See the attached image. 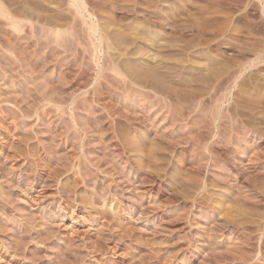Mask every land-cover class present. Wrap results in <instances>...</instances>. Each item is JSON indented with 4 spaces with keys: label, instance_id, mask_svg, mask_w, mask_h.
Returning <instances> with one entry per match:
<instances>
[{
    "label": "rangeland",
    "instance_id": "rangeland-1",
    "mask_svg": "<svg viewBox=\"0 0 264 264\" xmlns=\"http://www.w3.org/2000/svg\"><path fill=\"white\" fill-rule=\"evenodd\" d=\"M18 1L4 0L15 15L33 8L32 14L37 10L70 26L67 37L55 39L48 28L42 34L40 25L33 32L29 24L22 29L0 24V264H264L263 0H87L93 1L88 10L95 8L88 21L100 23L104 36L113 38L104 40L103 53L99 34L92 37L69 0L51 9L42 0ZM136 27L162 46L148 42L149 34L136 42L123 36ZM152 55L160 63L141 61ZM111 61L121 63L125 73L112 71ZM200 64L202 70L196 68ZM238 71L246 72L240 77ZM234 76L240 79L236 84ZM159 82L183 86L179 90L192 98L161 95L152 87ZM256 86L261 95L253 94ZM241 111L262 120L259 131L246 128L249 116L241 119Z\"/></svg>",
    "mask_w": 264,
    "mask_h": 264
},
{
    "label": "bare ground",
    "instance_id": "bare-ground-1",
    "mask_svg": "<svg viewBox=\"0 0 264 264\" xmlns=\"http://www.w3.org/2000/svg\"><path fill=\"white\" fill-rule=\"evenodd\" d=\"M16 1H18V0H16ZM21 1H23V0H21ZM29 1H30V0H29ZM42 1H45V3L48 4V5H45V6H48V8H49L50 6H57V7L59 8L60 6H63V3H64L63 0H61V1H57V0H42ZM114 1H115V0H114ZM137 1H138V0H137ZM143 1H144V0H143ZM147 1H148V0H147ZM147 1H145V2H147ZM158 1H159V0H158ZM162 1H163V0H162ZM180 1H181V0H180ZM182 1H183V0H182ZM197 1H198V0H197ZM219 1H222V0H219ZM261 1H262V0H261ZM5 2H6V1H5ZM5 2H4V0H0V21H1L0 24L3 25V23H5L6 25H8V26H10V27H12V28L14 27V28H16V29H22V28H24L25 26H27V24H29L30 27H29V26H28V27H29L30 30H32V31H33V30L35 31V30L37 29V28H36V25H37V27L40 25V26L43 27V28H41V31H42L43 29L45 30V28H48V29H46V30H47V33H46V30H45L44 33H42V34H45V33H46L47 35H48V34H49V35H53V36H51V37H54V36L56 35V36H55V39H56V37H58V38H59V37H60V38L63 37L62 35H64V34H65L66 37H67V31H68V29H67L66 26H67V25L70 26V23H67V22H66V25H64V23L62 22L61 24H63V25H59V21H60V20L55 22V19H54V21H53V19H51L50 16H48V17H49V18H48V17H46V16L40 15V14H42V13L38 14V13H37V10H34V11H33L34 13L36 12V14H32V10H33V8L31 7V8H32V9L30 10L31 12L27 9V8H29L30 6H28L27 8L25 7V8L28 10L29 13H27V11H26L25 13H22L21 11H19L20 15H18V13L15 15V14H14L15 11L12 13V11H11L12 8L9 9V8H10V6H8L9 4L6 6ZM23 2H24V1H23ZM38 2H39V1H38ZM62 2H63V3H62ZM68 2H69V4H68ZM68 2H67L68 6L70 5L69 8H72V7H73V8L75 9V13H76V15H74V16H77V15L79 14V15L82 17V18H81V17H80V18L83 19L85 25H86V26H89V27H87V29L89 28V31H88V30H87V31L92 35V37H93V35H94V36H98V34H99V36H98V37H99V53H101V52L103 53L104 51H103V49H102V47H103L102 44H104V43H103L104 40H106V41L108 40V37H107V36H109V35L104 36V34H105V30L103 29L104 26L102 27L100 23H98V24L95 23V24H94V21H92L91 23L88 21V19H90V21H91V17H92V14H93V13L91 14V12H93L94 9H95V8L92 9L91 12L88 10V9H89V6H88V5L91 4L93 1H91V2L89 1V2H90V3H89L87 0H71V1L69 0ZM96 2H97V1H96ZM99 2H101V1H99ZM145 2H144V3H145ZM150 2H151V1H150ZM153 2H154V1H153ZM210 2H211V1H210ZM216 2H217V1H216ZM222 2H223V1H222ZM263 2H264V0H263ZM7 3H9V2H7ZM18 3H20V0L18 1ZM25 3H27V2H25ZM31 3H32V2H31ZM34 3H35V2H34ZM36 3H37V2H36ZM88 3H89V4H88ZM103 3H104V2H103ZM144 3H143V4H144ZM147 3H148V2H147ZM151 3H152V2H151ZM156 3H158V2H156ZM160 3H161V2H160ZM211 3H212V2H211ZM220 3H221V2H220ZM27 4H28V3H27ZM39 4H40V3H39ZM64 4H65V3H64ZM67 4H65V5H67ZM105 4H106V3H105ZM105 4H104V5H105ZM133 4H134V3H133ZM139 4H140V3H139ZM215 4H216V3H215ZM218 4H219V3H218ZM218 4H217V5H218ZM222 4H223V3H222ZM224 4H225V3H224ZM230 4H231V3H230ZM230 4H229V5H230ZM11 5H12V4H11ZM21 5H22V3H21ZM28 5H29V4H28ZM30 5H31V4H30ZM33 5H35V4H33ZM65 5H64V6H65ZM92 5L94 6V5H97V4H96V3H95V4L93 3ZM100 5H101V4H100ZM108 5H109V4H108ZM108 5H107V6H108ZM130 5H131V4H130ZM152 5H153V4H152ZM154 5H156V4H154ZM227 5H228V3H227ZM18 6H19V5H18ZM25 6H26V5H25ZM41 6H42V5H41ZM101 6H102V5H101ZM107 6H106V8H107ZM111 6H114V5H111ZM122 6H123V5H122ZM157 6H158V5H157ZM186 6H187V4H186ZM22 7H23V6H22ZM87 7H88V8H87ZM96 7H97V6H96ZM102 7H103V6H102ZM124 7H125V6H124ZM132 7H133V6H132ZM132 7H131V8H132ZM139 7H140V6H139ZM149 7H150V6H149ZM153 7H154V6H153ZM60 8H61V7H60ZM73 8H72V9H73ZM120 8H121V7H120ZM133 8H134V7H133ZM142 8H143V7H142ZM146 8H147V7H146ZM185 8H186V7H185ZM244 8H245V7H244ZM34 9H35V8H34ZM36 9H37V8H36ZM43 9H44V8H43ZM50 9H51V7H50ZM65 9H66V8H65ZM112 9H114V8H112ZM112 9H111V10H112ZM121 9H123V7H122ZM127 9H128V8H127ZM137 9H139V8H137ZM147 9H149V8H147ZM154 9H155V8H154ZM204 9H205V8H204ZM252 9H253V7H252ZM252 9H251V10H252ZM262 9H263V8H262ZM12 10H13V9H12ZM15 10H16V9H15ZM18 10H20V8H19ZM48 10H49V9H48ZM52 10H53V9H52ZM128 10H130V9H128ZM140 10H141V9H140ZM179 10H180V9H179ZM187 10H188V9H187ZM187 10H186V11H187ZM212 10H213V9L211 8V11H212ZM243 10H244V9H243ZM247 10H248V9H247ZM22 11H23V10H22ZM40 11H41V10H40ZM63 11H64V9H63ZM65 11H66V10H65ZM67 11H68V10H67ZM67 11H66V12H67ZM69 11H70V10H69ZM95 11H96V10H95ZM100 11H101V10H100ZM104 11H105V10H104ZM117 11H118V10H117ZM124 11H125V10H124ZM134 11H135V10H134ZM147 11H148V10H147ZM152 11H154V10H152ZM167 11H168V10H167ZM238 11H239V10H238ZM240 11H241V9H240ZM256 11H258V9H256ZM51 12H52V11H51ZM60 12H61V11H60ZM71 12H72V11H71ZM136 12H137V11H136ZM136 12H135V13H136ZM150 12H151V11H150ZM155 12H156V11H155ZM159 12H160V11H159ZM178 12H179V11H178ZM178 12H177V14H178ZM181 12H182V11H181ZM181 12H180V13H181ZM201 12H202V11H201ZM208 12H209V10L207 11V13H208ZM251 12H252V11H251ZM15 13H16V12H15ZM21 13H22V14H21ZM45 13H46V12H45ZM61 13H63V12H61ZM64 13H65V12H64ZM75 13H74V14H75ZM170 13H171V12H170ZM172 13H173V12H172ZM180 13H179V14H180ZM199 13H200V12H199ZM207 13H206V14H207ZM212 13H213V12H212ZM233 13H234V12H233ZM252 13H253V12H252ZM28 14H32V15H28ZM43 14H44V13H43ZM50 14H51V13H50ZM58 14H59V13H58ZM71 14H72V13H71ZM96 14H97V12H96ZM96 14H95V15H96ZM131 14H132V13H131ZM144 14H145V13H144ZM152 14H153V13H152ZM161 14H163V13H161ZM202 14H203V13H202ZM204 14H205V12H204ZM206 14H205V15H206ZM215 14H216V13H215ZM257 14H258V13H257ZM45 15H46V14H45ZM48 15H49V14H48ZM65 15H66V14H65ZM132 15H133V14H132ZM137 15H138V14H137ZM137 15H136V16H137ZM141 15H142V14H141ZM150 15H151V14H150ZM156 15H157V14H156ZM156 15H155V16H156ZM163 15H164V14H163ZM169 15H170V14H169ZM199 15H200V14H199ZM212 15H213V14H212ZM233 15H234V14H233ZM246 15H247V14H246ZM250 15H251V13H250ZM67 16H68V14H67ZM87 16H88V18H87ZM93 16H94V14H93ZM117 16H118V15H117ZM123 16H125V15H123ZM142 16H143V15H142ZM164 16H165V15H164ZM172 16H173V14H172L171 16H169V19H170V17H172ZM176 16H178V15H176ZM181 16H183V15H181ZM201 16H202V15H201ZM206 16H207V15H206ZM220 16H221V14H220ZM238 16H239V15H238ZM241 16H242V15H241ZM244 16H245V14H244ZM51 17H52V16H51ZM166 17H167V16H166ZM187 17H188V16H187ZM208 17H209V14H208ZM56 18H57V17H56ZM64 18H65V17H64ZM64 18H62V19H64ZM72 18H73V17H72ZM78 18H79V16H78ZM92 18H93V17H92ZM127 18H128V16H127ZM184 18H185V16H184ZM201 18H202V17H201ZM209 18H210V17H209ZM216 18H217V17H216ZM222 18H223V17H222ZM261 18H262V17H261ZM60 19H61V18H60ZM67 19H68V18H67ZM67 19H65V20H67ZM75 19H76V18H75ZM81 19H80V20H81ZM97 19H98V18H97ZM100 19H101V18H100ZM142 19H143V18H142ZM148 19H149V18H148ZM187 19H188V18H187ZM198 19H200V18H198ZM203 19H205V17H204ZM212 19H213V18H212ZM258 19H259V18H258ZM56 20H58V19H56ZM145 20H146V19H145ZM150 20H151V19H150ZM152 20H153V19H152ZM152 20H151V21H152ZM170 20H171V19H170ZM176 20H177V19H176ZM179 20H180V17H179ZM179 20H178V21H179ZM206 20H207V19H206ZM208 20H209V19H208ZM210 20H211V19H210ZM220 20H222V19H220ZM2 21H3V23H2ZM81 21H82V20H81ZM100 21H101V20H100ZM133 21H134V20H133ZM135 21H136V20H135ZM141 21H142V20H141ZM155 21H156V20H155ZM161 21H162V20H161ZM167 21H168V20H167ZM172 21H173V19H172ZM184 21H185V20H184ZM188 21H189V20H188ZM190 21H191V20H190ZM253 21H254V20H253ZM262 21H263V20H262ZM70 22H71V21H70ZM113 22H114V21H113ZM113 22H112V23H113ZM115 22H116V21H115ZM117 22H118V21H117ZM143 22H144V21H143ZM211 22H213V21H211ZM216 22H217V21H216ZM80 23H81V22H80ZM82 23H83V22H82ZM84 23H83V24H84ZM101 23H102V22H101ZM137 23H139V22H137ZM155 23H156V22H155ZM160 23H162V22H160ZM165 23H166V22H165ZM174 23H175V22H174ZM177 23H178V22H177ZM187 23H188V22H187ZM187 23H185V24H187ZM189 23H190V22H189ZM196 23H197V22H196ZM199 23H200V22H199ZM199 23H197V24H199ZM202 23H203V21H202ZM207 23H208V22H207ZM5 24H4V25H5ZM74 24H75V22H74ZM115 24H116V23H115ZM129 24H130V23H129ZM129 24H128V25H129ZM132 24H133V23H132ZM139 24H140V23H139ZM148 24H149V23H148ZM169 24H170V23H169ZM169 24H168V25H169ZM191 24H192V23H191ZM208 24H209V23H208ZM213 24H215V23H213ZM6 25H5V26H6ZM23 25H25V26H23ZM77 25H78V24H77ZM144 25H145V24H144ZM155 25H156V24H155ZM155 25H154V26H155ZM173 25H175V24H173ZM183 25H184V24H183ZM201 25H202V24H200V26H201ZM22 26H23V27H22ZM80 26H81V25H80ZM108 26H109V25H108ZM134 26H135V25H134ZM134 26H133V27H134ZM196 26H197V25H196ZM216 26H217V25H216ZM258 26H259V25H258ZM76 27H77V26H76ZM140 27H141V26H140ZM177 27H179V26H177ZM181 27H182V26H181ZM189 27H191V26H189ZM192 27H193V25H192ZM198 27H199V25H198ZM198 27H197V28H198ZM201 27H203V28H204V27L208 28L207 26H201ZM213 27H214V26H213ZM249 27H250V26H249ZM249 27H248V29H249ZM1 28H3V27H1ZM14 28H13V29H14ZM54 28H55V31H52V29L54 30ZM80 28H81V27H80ZM125 28H127V27H125ZM151 28H152V27H151ZM182 28H183V27H182ZM194 28H195V27H194ZM203 28H200V29L203 30ZM255 28H256V27H255ZM16 29H15V30H16ZM26 29H28V28H26ZM65 29H67V30H65ZM69 29H74V28H72V27L70 28V27H69ZM77 29H79V28H77ZM84 29H85V28H84ZM119 29H120V28H119ZM127 29H128V28H127ZM132 29H133V30H132ZM132 29H130L129 31H126V33H127V32H129V33H128V34H125V35H123V36H126V37H127V36H133V37L126 38V39H129V40H130V39L132 38V40H134V41H135V40H136V41H137V40H141V39L144 40V37H145L146 35L149 34V32H148L147 34H145L146 32H144V31L141 32V30H139L137 27H136V28H132ZM144 29H146V28H144ZM152 29H153V28H152ZM170 29H171V28H170ZM172 29H173V28H172ZM177 29H178V28H177ZM179 29H180V28H179ZM184 29H185V28H184ZM188 29H189V28H188ZM190 29H191V28H190ZM209 29H210V28H209ZM230 29H231V28H230ZM248 29H247V30H248ZM2 30H3V29H2ZM5 30H6V29H5ZM30 30H29V31H30ZM39 30H40V29H39ZM39 30H38V32H39ZM114 30H115V29H114ZM114 30H113V31H114ZM149 30H150V29H149ZM192 30H193V29H192ZM195 30H196V29H195ZM197 30H198V29H197ZM202 30H201V31H202ZM214 30H218V28H217V29H214ZM231 30H232V29H231ZM252 30H253V29H252ZM254 30H255V29H254ZM3 31H4V30H3ZM22 31H24V29H23ZM22 31H21V32H22ZM34 31H33V32H34ZM50 31H52V32H50ZM70 31L72 32V30H70ZM77 31H78V30H77ZM118 31H120V30H118ZM145 31H146V30H145ZM150 31H152V30H150ZM153 31H154V30H153ZM153 31H152V32H153ZM172 31H173V30H172ZM175 31H176V30H175ZM205 31H206V30H205ZM238 31H239V30H238ZM238 31H237V32H238ZM241 31H242V30H241ZM241 31H240V32H241ZM243 31H244V30H243ZM243 31H242V32H243ZM263 31H264V30H263ZM0 32H1V31H0ZM7 32H8V31H7ZM15 32H16V34L18 33V31H15ZM35 32H36V31H35ZM42 32H43V31H42ZM71 32H69V33H71ZM78 32H79V31H78ZM80 32H81V31H80ZM85 32H86V30H85ZM109 32H110V31H109ZM109 32H106V33H109ZM130 32H131V33H130ZM181 32H182V31H181ZM181 32H180L179 34H181ZM195 32H196V31H195ZM202 32H203V31H202ZM202 32H201V33H202ZM207 32L209 33V31H207ZM207 32H204V33L207 34ZM215 32H217V31H215ZM218 32H219V31H218ZM225 32H226V31H225ZM234 32H235V31H234ZM246 32H247V31H246ZM253 32H254V31H253ZM256 32H257V30H256ZM256 32H255V33H256ZM5 33H6V32H5ZM31 33H32V32H31ZM50 33H53V34H50ZM73 33H74V32H73ZM110 33H112V32H110ZM110 33H109V34H110ZM120 33H121V32H120ZM124 33H125V32H124ZM150 33H151V32H150ZM155 33H156V32H155ZM169 33H171V32H169ZM173 33H176V32H173ZM192 33H193V32H192ZM197 33H198V32H197ZM213 33H214V31H213ZM235 33H236V32H235ZM244 33H245V32H244ZM263 33H264V32H263ZM28 34H29V33H28ZM34 34H35V33H34ZM34 34H33V36H35ZM79 34H80V33H79ZM83 34H85V33H83ZM116 34H117V33H116ZM122 34H123V32H122ZM122 34H120L119 37H121ZM130 34H131V35H130ZM151 34H152V33H151ZM163 34H164V33H163ZM206 34H205V35H206ZM210 34H211V33H210ZM216 34H217V33H216ZM241 34H242V33H241ZM10 35H11V34H10ZM30 35H31V34H30ZM37 35H38V34H37ZM37 35H36V36H37ZM70 35H71V34H70ZM70 35H69V36H70ZM80 35H81V34H80ZM85 35H86V34H85ZM149 35H150V34H149ZM174 35H176V34H174ZM182 35H184V34H182ZM187 35H188V34H187ZM187 35H186V36H187ZM190 35H191V34H190ZM205 35H204V36H205ZM259 35H260V34H259ZM71 36H73V35H71ZM114 36H116V35H114ZM114 36H113V37H114ZM123 36H122V37H123ZM180 36H181V35H180ZM202 36H203V35H202ZM202 36H201V37H202ZM207 36H208V35H207ZM221 36H222V35H221ZM239 36H241V35L239 34ZM253 36H254V34H253ZM16 37H17V36H16ZM64 37H65V36H64ZM75 37H76V36H75ZM79 37H80V36H79ZM84 37H85V36H84ZM86 37H88V35H87ZM90 37H91V36H90ZM92 37H91V38H92ZM146 37L148 38V36H146ZM146 37H145V38H146ZM149 37H150L151 39H150L148 42H151L152 44L154 43V44H156V46H157V45H158V46H162L161 41H158V40H157L158 43H155V42H157V41H156V38H153V39H152L153 35H152V36L150 35ZM175 37H176V36H175ZM181 37H182V36H181ZM191 37H192V36H191ZM205 37H206V36H205ZM210 37H211V36H210ZM214 37H216V36H214ZM222 37H223V36H222ZM226 37H227V36H226ZM228 37H230V36L228 35ZM231 37H232V36H231ZM231 37H230V38H231ZM13 38H15V37H13ZM46 38H47V36H46ZM48 38H49V37H48ZM48 38H47V39H48ZM58 38H57V39H58ZM76 38H77V37H76ZM93 38H94V37H93ZM110 38H111V37H110ZM124 38H125V37H124ZM177 38H178V36H177ZM179 38H180V37H179ZM179 38H178V39H179ZM183 38H184V37H183ZM206 38H208V37H206ZM206 38H205V39H206ZM219 38H220V37H219ZM230 38H229V39H230ZM235 38H236V37H235ZM235 38H233V40H234ZM254 38H255V37H254ZM61 39H62V38H61ZM61 39H59V40H61ZM74 39H75V38H74ZM111 39L113 40V38H111ZM111 39H110V40H111ZM116 39H120V40L122 41L123 38H122V39H121V38H116ZM116 39H115V40H116ZM160 39H161V38H160ZM170 39H171V38H170ZM186 39L188 40V37H187ZM197 39H198V38H197ZM200 39H201V38H200ZM200 39H199V41H200ZM215 39H216V38H215ZM221 39H222V38H221ZM231 39H232V38H231ZM240 39H243V37L240 38ZM16 40H17V39H16ZM50 40H51V39H50ZM59 40H58V41H59ZM110 40H108V42H109ZM161 40H163V39H161ZM164 40H165V39H164ZM164 40L162 41L163 43H164ZM181 40H182V39H181ZM201 40H202V39H201ZM212 40H214V39H212ZM235 40H236V39H235ZM54 41H55V40H54ZM86 41H88V40H86ZM92 41H93V40H92ZM136 41H135V42H136ZM141 41H142V40H141ZM170 41H172V40H170ZM175 41L177 42L178 40H175ZM182 41H183V40H182ZM184 41H185V38H184ZM210 41H211V40H209V42H210ZM218 41H219V40H218ZM230 41H231V40H230ZM257 41L259 42L260 40H257ZM257 41H256V42H257ZM117 42H118V41H117ZM179 42H180V41H179ZM192 42H193V41H192ZM192 42L190 41L189 43H192ZM197 42H198V41H197ZM204 42H205V41H204ZM211 42H213V41H211ZM234 42H235V41H234ZM263 42H264V41H263ZM0 43H1V42H0ZM126 43H127V42H126ZM131 43H132V42H131ZM173 43H174V42H173ZM184 43H185V42H184ZM199 43H200V42H199ZM199 43H198V44H199ZM217 43H218V42H217ZM220 43H221V42H220ZM220 43H219V44H220ZM260 43H261V42H260ZM260 43H259V45L262 44V46H264L263 43H261V44H260ZM81 44H82V43H81ZM90 44H91V43H90ZM106 44H107V43H106ZM111 44H112V43H111ZM116 44H117V43H116ZM136 44H137V43H136ZM180 44H181V43H180ZM180 44H178V46H179ZM182 44H183V43H182ZM185 44H186V43H185ZM187 44H188V43H187ZM194 44H195V43H194ZM206 44H207V43H206ZM214 44H215V43H214ZM233 44H234V43H233ZM257 44H258V43H257ZM1 45H2V44H1ZM112 45H113V44H112ZM117 45H119V44H117ZM120 45H122V44H120ZM125 45H126V44H125ZM125 45H124V47H125ZM132 45H133V44H132ZM148 45H149V44H148ZM174 45H175V44H174ZM176 45H177V43H176ZM196 45H197V44H196ZM196 45H193V46L196 47ZM211 45H212V43H211ZM211 45H210V46H211ZM226 45H227V44H226ZM3 46H5V45H3ZM82 46H83V44H82ZM122 46H123V45H122ZM153 46H154V45H153ZM158 46H157V48H159ZM163 46H164V45H163ZM170 46H171V45H170ZM227 46H228V45H227ZM255 46H256V45H255ZM91 47H92V46H91ZM105 47H106V45H105ZM115 47H116V46H115ZM124 47H122V48H123V49H122L123 52L129 50L128 48H124ZM128 47H129V46H128ZM151 47H152V46H151ZM172 47H173V46H172ZM172 47H171V48H172ZM186 47H187V45L184 47V49H186ZM189 47H190V45H189ZM205 47H206V45H205ZM218 47H219V46H218ZM223 47H224V46H223ZM231 47H232V46H231ZM256 47H257V46H256ZM259 47H260V46H259ZM84 48H85V47H84ZM95 48H96V47H95ZM161 48H164V49H165V47H161ZM167 48H168V47H167ZM169 48H170V47H169ZM173 48H174V47H173ZM175 48H176V47H175ZM181 48H183V47H181ZM181 48H180V49H181ZM207 48H208V47H207ZM211 48H212V47H211ZM211 48H210V49H211ZM228 48H229V47H228ZM261 48H262V47H261ZM0 49H1V48H0ZM3 49L6 50V51H8V52L10 51V50H9V47H7V48L5 47V48H3ZM13 49H14V48H11V50H13ZM152 49H155V48H152ZM176 49H177V48H176ZM184 49H183V50H184ZM198 49H199V48H198ZM215 49H216V48H215ZM232 49H233V48H232ZM262 49H264V48H262ZM84 50H85V49H84ZM100 50H101V51H100ZM108 50L114 51L113 46H111L110 43H109V45H108ZM165 50H166V49H165ZM260 50H261V49H260ZM1 51H2V50H1ZM6 51H2V52L5 53ZM13 51H14V50H13ZM105 51H106V50H105ZM122 51H121V52H122ZM172 51H173V50H172ZM186 51H187V50H186ZM191 51H192V50H191ZM203 51H204V50H203ZM207 51H209V50H207ZM207 51H206V52H207ZM234 51H235V50H234ZM16 52H17V51H16ZM95 52L97 53L96 50H95ZM141 52H142V51H141ZM159 52H160V51H159ZM165 52H166V51H165ZM183 52H184V51H183ZM193 52H194V51H193ZM193 52H192V53H193ZM204 52H205V51H204ZM206 52H205V53H206ZM216 52H217V51H216ZM216 52H215V53H216ZM10 53H11V52H10ZM13 53H14V52H13ZM106 53H107V52H106ZM125 53H126V52H125ZM127 53H128V52H127ZM168 53H169V52H168ZM187 53H188V52H187ZM221 53H222V52H221ZM221 53H220V55H221ZM227 53H228V52H227ZM239 53H240V52H239ZM261 53H262V52H261ZM2 54H3V53H2ZM5 54H6V53H5ZM5 54H4V55H5ZM11 54H12V53H11ZM107 54H108V53H107ZM112 54H113V52H112ZM118 54H119V53H118ZM132 54H135V53H132ZM138 54H139V53H138ZM140 54H141V53H140ZM140 54H139V55H140ZM172 54H175V53L172 52ZM223 54H224V53H223ZM257 54H258V53H257ZM9 55H10V54H9ZM15 55H18V54L15 53ZM93 55H94V54H93ZM93 55H92V56H93ZM113 55H114V54H113ZM144 55H145V54H144ZM146 55H147V54H146ZM148 55H149V54H148ZM179 55H181V54H179ZM211 55H212V54H211ZM211 55H210V56H211ZM260 55H261V54H260ZM103 56H104V55H103ZM105 56H106V55H105ZM119 56H120V55H119ZM155 56H156V54H155ZM155 56H153V55H152L151 57H146V56L143 57V56H142L143 58L141 57V61H143V62L145 61V62H148V63L150 62V63H153V64H156V61L160 63L159 59L157 58L158 56H157V57H155ZM159 56H160V55H159ZM177 56H178V55H177ZM181 56H182V55H181ZM184 56H185V55H184V53H183V57H184ZM218 56H219V55H218ZM225 56H226V55H225ZM239 56H240V55H239ZM245 56H246V55H245ZM15 57H16V56H15ZM96 57H97V56H96ZM139 57H140V56H139ZM161 57H164V56H161ZM174 57H175V56H174ZM178 57H180V56H178ZM186 57H187V56H186ZM191 57H192V56H191ZM258 57H259V56H258ZM94 58H95V57H94ZM94 58H93V59H94ZM103 58L106 59L105 57H103ZM116 58H117V57H116ZM116 58H115V59H116ZM159 58H160V57H159ZM192 58H193V57H192ZM207 58H208V57H207ZM210 58H211V57H210ZM215 58H216V57H215ZM215 58H214V59H215ZM219 58L221 59V57H219ZM97 59H98V58H97ZM99 59H100V58H99ZM99 59H98V60H99ZM108 59H110V58L108 57ZM108 59H107V60H108ZM115 59H114V60H115ZM163 59H164V58H163ZM170 59H171V58H170ZM173 59H174V58H173ZM173 59H172V61H173ZM176 59H177V58H176ZM180 59H182V58H180ZM187 59H188V57H187ZM214 59H213V60H214ZM223 59H224V58H223ZM225 59H226V58H225ZM229 59H230V58H229ZM258 59H259V58H258ZM100 60H101V59H100ZM117 60H118V59H117ZM137 60H138V59H137ZM160 60H162V59L160 58ZM167 60H168V59H167ZM184 60H185V59H184ZM192 60H195V59H192ZM218 60H219V59H218ZM254 60H255V59H254ZM259 60H260V59H259ZM108 61H109V60H108ZM123 61H124V60H123ZM162 61L164 62L165 60H162ZM176 61H178V60H176ZM190 61H191V59H190ZM222 61H223V60H222ZM228 61H229V60H228ZM228 61H227V63H228ZM94 62H95V61H94ZM98 62H99V67H100V61H98ZM104 62H105V61H104ZM104 62H103V63H104ZM111 62H112V63H111V66H110V65H108V66H110V68L112 67V68H111L112 71H114L115 73L117 72V74H119V73H120V74H124V73H125L124 71H125L126 69L124 70V68H122L123 65L121 66V63L118 64V62H120V60H118V62H117V61H111ZM121 62H122V60H121ZM154 62H155V63H154ZM187 62H188V61H187ZM196 62H197V61H196ZM212 62H213V61H212ZM232 62H233V61H232ZM259 62H260V61H259ZM96 63H97V62H96ZM107 63H110V62H107ZM159 63H158V64H159ZM180 63H181V62H180ZM192 63H193V62H192ZM214 63H215V62H214ZM230 63H231V62H230ZM257 63H258V62H257ZM257 63H256V64H257ZM104 64H105V63H104ZM158 64H157V66H158ZM161 64H162V63H161ZM170 64H172V63L170 62ZM173 64H174V63H173ZM184 64H188V63H184ZM190 64H191V63H190ZM194 64H195V66L197 65V63H194ZM207 64H208V63H207ZM216 64H217V63H216ZM236 64H237V62H236ZM241 64H242V63H241ZM246 64H247V63H246ZM261 64H262V63H261ZM126 65H127V64H126ZM140 65H141V64H140ZM166 65H167V64H166ZM192 65H193V64H192ZM210 65H211V64H210ZM212 65H213V64H212ZM217 65H218V64H217ZM258 65H259V63H258ZM105 66H107V64H106ZM105 66H104V67H105ZM142 66H143V65H142ZM148 66H149V65H148ZM151 66H152V65H151ZM159 66H160V65H159ZM159 66H158V67H159ZM173 66H175V64H174ZM178 66H179V65H178ZM178 66H177V68H178ZM181 66H182V65H181ZM188 66H189V65H188ZM195 66H194V67H195ZM205 66H207V65L205 64ZM235 66H237V65H235ZM235 66H234V67H235ZM255 66H256V65H255ZM123 67H124V66H123ZM127 67H128V66H127ZM143 67H145V66H143ZM146 67H147V66H146ZM154 67H155V66H154ZM161 67H162V66H161ZM189 67H190V66H189ZM208 67H210V66H208ZM212 67H213V66H212ZM231 67H232V66H231ZM256 67H257V66H256ZM258 67H259V66H258ZM101 68H102V67H101ZM156 68H157V67H156ZM170 68H171V67H170ZM170 68H169V69H170ZM183 68H184V67H183ZM196 68H200V69L202 70V68H201V64L198 65V67H196ZM205 68H207V67H205ZM210 68H211V67H210ZM227 68H228V65H227ZM245 68H246V67H245ZM139 69H143V68L139 67ZM145 69H146V68H145ZM148 69H149V68H148ZM151 69H152V67H151ZM193 69H194V68H193ZM208 69H209V68H208ZM99 70H100V69H99ZM103 70H104V68H103ZM107 70H108V69H107ZM109 70H110V69H109ZM127 70H129V68H128ZM146 70H147V69H146ZM157 70H158V69H157ZM162 70H164V69H162ZM174 70H175V69H174ZM178 70H179V69H178ZM180 70H181V69H180ZM212 70H214V69H212ZM215 70H216V69H215ZM215 70H214V71H215ZM222 70H223V69H222ZM222 70H221V71H222ZM227 70L229 71V68H228ZM246 70H247V69H246ZM254 70H255V69H254ZM65 71H66V70H65ZM67 71H68V70H67ZM105 71H106V70H105ZM121 71H122V72H121ZM134 71H136V70H134ZM139 71H140V70H139ZM148 71H149V70H148ZM148 71H147V72H148ZM154 71H155V69H154ZM167 71H168V69H167ZM203 71H204V70H203ZM208 71H209V70H208ZM218 71H219V70H218ZM230 71H231V70H230ZM247 71H249V70H247ZM118 72H119V73H118ZM123 72H124V73H123ZM126 72H127V71H126ZM152 72H153V71H152ZM156 72H159V71H156ZM197 72H199V71H197ZM200 72H201V71H200ZM205 72H206V71H205ZM205 72H203V73H205ZM209 72H211V71H209ZM212 72H213V71H212ZM219 72H220V71H219ZM222 72H223V71H222ZM236 72H237V71H236ZM236 72H235V74H236ZM238 72H240V71H238ZM245 72H246V71H245ZM245 72H244V71H242V73L240 72V77H241V75L244 74ZM256 72H257V71H256ZM177 73H178V71H177ZM177 73H175V74H177ZM206 73H207V72H206ZM216 73H217V72H216ZM225 73H226V69H225ZM250 73H251V71H250ZM127 74H128V73H126V75H127ZM144 74H145V72H144ZM208 74H210V73H208ZM220 74H221V73H220ZM222 74H223V73H222ZM222 74H221V77H222ZM231 74H232V73H231ZM262 74H263V73H262ZM147 75H148V74H147ZM149 75H150V73H149ZM155 75H156V74H155ZM204 75H205V74H204ZM213 75H214V74H213ZM229 75H230V74H229ZM237 75H238V74H237ZM250 75H251V74H250ZM143 76H144V75H143ZM150 76H151V75H150ZM157 76H159V75H157ZM168 76H169V74H168ZM172 76H173V74L171 75V77H172ZM210 76H211V75H210ZM215 76H216V74H215ZM215 76H213V77H215ZM247 76H248V75H247ZM122 77H124V76H122ZM169 77H170V76H169ZM207 77H208V76H207ZM213 77H212V78H213ZM218 77H219V76H218ZM218 77H217V78H218ZM234 77H236V76H234ZM133 78L135 79V77H133ZM145 78H147V80H148V77L145 76ZM150 78H151V77H150ZM155 78H156V77H155ZM200 78H201V77H200ZM210 78H211V77H210ZM215 78H216V77H215ZM252 78H253V77H252ZM257 78L259 79L258 76H257ZM137 79H138V78H137ZM201 79H203V78H201ZM222 79H223V78H222ZM229 79H230V77H229ZM229 79H228V80H229ZM243 79L245 80V78H243ZM139 80H140V79H139ZM141 80H142V79H141ZM147 80H146V82H147ZM156 80H158V79L156 78ZM156 80H154V81H156ZM162 80H163V78H162ZM167 80H168V79H167ZM206 80H207V79H206ZM220 80H221V79H220ZM238 80H240V79H239V76L236 77V79H235V83H234V84H236V83L238 82ZM246 80H247V79H246ZM254 80H255V79H254ZM137 81H138V80H137ZM142 81H143V80H142ZM144 81H145V79H144ZM148 81H149V80H148ZM158 81H160V78H159ZM171 81H172V80H171ZM201 81H203V80H201ZM207 81H212V80H207ZM213 81H214V80H213ZM222 81H223V80H222ZM224 81H225V80H224ZM233 81H234V79H233ZM251 81H252V79H251ZM149 82H150V81H149ZM149 82H147V83H149ZM163 82L165 83V81H163ZM163 82H162V83H163ZM175 82H176V81H175ZM231 82H232V81H231ZM242 82H243V81H242ZM253 82H254V81H253ZM133 83L135 84L136 81L134 80ZM142 83H144V82H142ZM156 83H157V81H156ZM159 83H160V82H159ZM159 83L156 84V85H155V83H154V85H152V87H153V89L155 90V92L157 91V92H158L159 94H161V95H162V93H163L164 96H166V94L170 93V95H171V94H172V95H175L179 100L181 99V101L184 100L185 102H186L187 100H189V99L192 98V97H190V95H189L190 93H189V94L184 93V92H188V91H184V90H183L184 92L181 91L183 86H181V87H180L181 90H179V89H180V88L178 89L179 86H178L177 88L175 87V86H177V85H175V86H173V85H169V84H165V85H163V84H161V83H160V85H159ZM196 83H197V81H196ZM198 83H199V82H198ZM202 83H203V82H201V84H202ZM211 83H212V82H211ZM214 83H215V82H214ZM214 83H212V84H214ZM223 83H227V82H223ZM223 83H222V84H223ZM240 83H241V82H240ZM251 83H252V82H251ZM256 83H257V81H256ZM258 83H259V82H258ZM134 84H133V85H134ZM136 84H137V83H136ZM140 84H141V83H140ZM152 84H153V82H152ZM170 84H171V82H170ZM172 84H173V83H172ZM206 84H207V82H206ZM209 84H210V83H209ZM228 84H230V83L228 82ZM232 84H233V83H232ZM232 84H231V85H232ZM246 84H247V83H246ZM259 84H261V83H259ZM141 85H142V84H141ZM144 85H146V84H144ZM178 85H179V84H178ZM247 85H248V84H247ZM254 85H255V84H254ZM256 85H257V84H256ZM148 86H149V85H148ZM150 86H151V85H150ZM210 86H211V85H210ZM212 86H214V85H212ZM217 86H218V85H217ZM221 86H223V85H221ZM221 86H218L217 88H219V87H221ZM224 86H225V85H224ZM228 86H229V85H228ZM232 86H234V85H232ZM135 87H136V86H135ZM240 87H241V86H240ZM243 87H244V86H243ZM247 87H248V86H247ZM250 87H251V86H250ZM250 87H249V89H250ZM259 87H261V86H258V87L256 86V88L254 87L253 94H256L257 92H259V91L261 92V90H263V89L259 90V89H260ZM262 87H263V85H262ZM144 88H145V87H144ZM144 88H143V89H144ZM146 88H147V87H146ZM211 88H212V87H211ZM223 88H224V87H223ZM226 88H227V87H226ZM234 88H235V87H234ZM241 88H242V87H241ZM252 88H253V85H252ZM148 89H149V88H148ZM183 89H184V87H183ZM221 89H222V88H221ZM221 89H220V90H221ZM229 89H232V88H229ZM247 89H248V88H247ZM185 90H186V89H185ZM188 90H189V89H188ZM216 90H218V89H215L214 92H220V91H216ZM235 90H236V89H235ZM239 90H240V89H239ZM241 90H242V89H241ZM225 91H226V89H225ZM237 91H238V90H237ZM249 91H250V90H248V92H249ZM96 92H97V91H96ZM189 92H190V91H189ZM223 92H224V91H223ZM233 92H234V90H233ZM239 92H240V91H239ZM248 92H247V93H248ZM260 92H259L258 94H260ZM100 93H102V92H100ZM207 93H208V92H207ZM207 93H206V94H207ZM209 93H210V92H209ZM209 93H208V94H209ZM220 93H221V92H220ZM220 93H219V94H220ZM225 93H226V92H225ZM225 93H224V94H225ZM240 93H241V92H240ZM243 93H244V91H243ZM261 93H262V92H261ZM263 93H264V92H263ZM94 94H95V93H94ZM152 94H153V93H152ZM156 94H157V93H156ZM193 94H195V93H193ZM216 94H217V93H216ZM236 94H237V93H236ZM241 94H242V93H241ZM251 94H252V93H251ZM97 95H98V93H97ZM212 95H213V93H212ZM214 95H215V94H214ZM220 95H223V94L221 93ZM227 95H228V93H227ZM227 95H225V96H227ZM239 95H240V94H239ZM244 95L247 96L248 94H247V95L244 94ZM260 95H261V94H260ZM260 95H258V96H260ZM153 96H154V95H153ZM155 96H157V95H155ZM168 96H169V94H168ZM192 96L194 97V95H192ZM225 96H224V97H225ZM234 96H235V95H234ZM237 96H238V95H237ZM240 96H241V95H240ZM248 96H249V95H248ZM254 96H255V95H254ZM99 97H100V95H99ZM159 97H161V96H159ZM189 97H190V98H189ZM201 97H202V96H201ZM215 97H216V96H215ZM220 97H221V96H220ZM155 98H156V97H155ZM163 98H164V97H163ZM172 98H173V97H172ZM209 98H211V97H209ZM222 98H223V97H222ZM230 98H232V97H230ZM236 98H237V97H235V99H236ZM243 98H244V97H243ZM249 98H250V97H249ZM252 98H253V100L255 99L254 97H252ZM165 99H166V98H165ZM196 99H197V98H196ZM199 99H200V98H199ZM238 99H239V98H238ZM246 99H247V98H246ZM259 99H260V98H259ZM214 100H215V99H214ZM223 100H225V98H224ZM250 100H251V98H250ZM253 100H252V101H253ZM261 100H263V99H261ZM158 101H159V100H158ZM176 101H177V100H176ZM190 101H192V100H190ZM199 101H200V100H198V102H199ZM217 101H218V103H219V99L216 100V103H217ZM220 101H222V100H220ZM252 101L250 102V104H253ZM254 101H256V100H254ZM102 102H103V101H102ZM102 102H101V103H102ZM162 102H164V100H163ZM182 102H183V101H182ZM187 102H188V101H187ZM210 102H212V101L210 100ZM231 102H232V101H231ZM233 102L235 103V100H233ZM237 102H238V101H236V104H237ZM243 102H246L245 99H244ZM247 102H248V101H247ZM247 102H246V104H248ZM258 102H260V100H258ZM262 102H264V101H262ZM190 103H191V102H190ZM193 103L195 104L196 102L194 101ZM201 103H202V101H201ZM238 103H239V102H238ZM103 104H104V102H103ZM103 104H102V105H103ZM191 104H192V103H191ZM202 104H203V103H202ZM204 104H206V103H204ZM211 104H212V103H210V105H211ZM213 104H215V103H213ZM219 104H220V103H219ZM219 104H218V106L216 105V108H214V109H217V111H216V115H218L217 113L220 112V108H221V107L219 106ZM242 104H243V103H242ZM242 104H241V105H242ZM107 105H108V104H107ZM195 105H196V104H195ZM233 105H235V104H233ZM237 105H238V104H237ZM256 105H257V104H256ZM259 105H261V104H259ZM259 105H258V106H259ZM103 106H104V105H103ZM190 106H192V105H190ZM203 106H204V105H203ZM206 106H207V105H206ZM223 106H224V105H223ZM242 106H244V105H242ZM245 106H246V105H245ZM245 106H244V107H245ZM251 106H252V105H251ZM251 106H250V108H251ZM105 107H106V106H105ZM107 107H108V106H107ZM213 107H214V106H213ZM229 107H230V106H229ZM238 107H239V106H238ZM261 107H262V106H261ZM168 108H169V107H168ZM170 108H171V107H170ZM173 108H174V107H173ZM247 108H248V107H247ZM247 108H246V109H247ZM253 108H254V107H253ZM106 109H107V108H106ZM171 109H172V108H171ZM206 109H207V108H205L204 110H206ZM254 109H255V108H254ZM263 109H264V108H263ZM110 110H112V109H110ZM208 110H210V108H209ZM228 110H229V109H228ZM228 110H227V111H228ZM233 110H234V109H233ZM249 110H250V109H249ZM252 110H253V109H252ZM252 110H250V112H251ZM105 111H106V110H105ZM108 111H109V110H108ZM210 111H211V110H210ZM235 111H236V109H235L233 112L235 113ZM238 111H239V110H238ZM245 111H246V110H245ZM114 112H115V111H114ZM114 112H113V113H114ZM225 112H226V111H225ZM252 112H253V111H252ZM254 112H256V111H254ZM115 113H116V112H115ZM210 113H211V112H210ZM212 113H213V112H212ZM212 113H211V114H212ZM227 113H228V112H227ZM247 113H249V112H247ZM256 113H257V112H256ZM258 113H259V112H258ZM260 113H261V109H260ZM109 114H111V113H109ZM207 114L209 115V113H207ZM213 114H214V113H213ZM223 114H226V113H223ZM223 114H222V116H223ZM235 114H236V113H235ZM237 114L239 115V117H240L241 119H242V118L245 119V117H248V116H249V114H246L244 111H241V113H237ZM216 115H215V116H216ZM230 115H231V114H230ZM254 115H255V113H254ZM254 115H252V113H251L250 116H249V118H248V119H245V120H246L245 123L247 124V127H246V128H248L249 131H250V129L255 130V131H259V129H258V128H259V127H258V124H259V122H261L262 120H261L260 118H258L257 115H256V116H254ZM259 115H260V114H259ZM111 116H112V115H111ZM212 116H213V115H212ZM222 116H221V117H222ZM232 116H233V115H232ZM260 116H261V115H260ZM263 116H264V114H263ZM261 117H262V116H261ZM115 118H116V116H115ZM115 118H114V120H115ZM174 118H175V117H174ZM174 118H173V119H174ZM176 118H177V117H176ZM212 118H214V117H212ZM210 119H211V118H210ZM226 119H227V118H226ZM230 119H231V118H229V119H227V120H230ZM220 120H221V118H220ZM222 120H223V119H222ZM232 120H233V119H232ZM237 120H238V119H237ZM174 121H175V120H174ZM214 121H215V120H214ZM238 121H239V120H238ZM242 121H244V120H242ZM263 121H264V120H263ZM220 122H221V121H220ZM220 122H219V123H220ZM225 122H226V121H225ZM230 122H231V121H230ZM240 122H241V121H239V123H240ZM228 123H229V121H228ZM245 123H244V124H245ZM223 124H224V123H223ZM223 124H222V125H223ZM232 124H233V123H232ZM234 124H235V123H234ZM236 124H237V123H236ZM236 124H235V125H236ZM244 124H243V125H244ZM263 124H264V122H263ZM139 125H140V124H139ZM213 125H214V124H212V126H213ZM218 125H219V124H218ZM220 125H221V124H220ZM133 126H134V125H133ZM135 126H136V125H135ZM143 126H144V125H143ZM229 126H230V125H229ZM239 126L241 127V125H239ZM260 126H261V125H260ZM263 126H264V125H263ZM263 126H262V127H263ZM220 127H221V126H220ZM237 127H238V126H237ZM240 127H239V128H240ZM262 127H261V128H262ZM216 128H217V127H216ZM137 129H138V128H137ZM140 129H141V128H140ZM133 130H134V129H133ZM218 130H219V127H218ZM241 130H242V128H241ZM241 130H240V131H241ZM246 130H247V129H246ZM260 130H261V129H260ZM262 130H263V129H262ZM262 130H261V131H262ZM238 131H239V130H238ZM242 131H244V130H242ZM242 131H241V132H242ZM244 132H245V131H244ZM244 132H243V133H244ZM250 132H251V131H250ZM254 133H255V132H254ZM256 133H258V132H256ZM261 133H262V132H261ZM241 134H242V133H241ZM251 134H252V133H251ZM259 134H260V133H259ZM259 134H258V136H259ZM263 134H264V132H263ZM260 135H261V134H260ZM216 136H217V135H216ZM239 136H241V135H239ZM262 136H263V135H262ZM244 137H245V136H244ZM233 138H234V136H233ZM221 139H222V138H221ZM230 139H232V138H230ZM237 139H238V138H237ZM219 140H220V139H219ZM212 141H213V140H212ZM217 141H218V140H217ZM253 142H254V141H253ZM212 143H213V142H212ZM256 143H257V141H256ZM215 144H216V142H215ZM216 145H218V144H216ZM262 145H263V144H262ZM214 146H215V145H214ZM212 147H213V146H212ZM214 148H215V147H214ZM219 150H220V149H219ZM220 152H221V151H220ZM222 153H223V152H222ZM226 153H227V152H226ZM226 153H225V154H226ZM218 154H219V153H218ZM227 155H228V154H227ZM256 155H257V154H256ZM219 156H220V155H219ZM219 156H218V157H219ZM258 156H259V155H258ZM213 157H214V156H213ZM213 157H212V158H213ZM228 157H229V155L227 156V158H228ZM256 157H257V156H256ZM263 157H264V156H263ZM219 158H220V157H219ZM223 158H224V157H223ZM225 158H226V157H225ZM215 159H216V158H215ZM253 159H254V158H253ZM261 159H262V158H261ZM220 160H221V159H220ZM230 160H231V158H230ZM250 160H251V159H250ZM255 160H256V159H255ZM255 160H254V161H255ZM257 160H258V159H257ZM262 160H263V159H262ZM214 161H215V160H214ZM231 161H232V160H231ZM252 161H253V160H252ZM252 161H251V162H252ZM221 162H222V161H221ZM223 162H224V161H223ZM226 162L230 163V162H229V159H226ZM233 162H234V161H233ZM231 163H232V162H231ZM240 163H241V162H240ZM232 164H233V163H232ZM235 164H236V162H235ZM225 165H226V164H225ZM235 166H236V165H235ZM242 166H243V165H242ZM238 167H239V166H238ZM240 167H241V166H240ZM249 168H250V167H249ZM228 169H229V167H228ZM239 169H240V168H239ZM239 169H238V174H239ZM226 170H227V169H226ZM242 170H243V169H242ZM250 170H251V169H250ZM227 171H228V170H227ZM247 171H248V169H247ZM251 171H253V170H251ZM251 171H250V172H251ZM244 172H245V171H244ZM258 172H259V171H258ZM260 172H261V171H260ZM247 173H248V172H247ZM247 173H246V174H247ZM261 173H262V172H261ZM256 174H257V173H256ZM236 175H237V174H236ZM253 175H254V174H253ZM258 175H259V174H258ZM243 176H244V175H243ZM248 176H249V175H248ZM255 177H256V176H255ZM257 177H258V176H257ZM247 178L249 179L250 176L247 177ZM253 179H254V176H252V178H250L249 180H253ZM243 180H244V179H243ZM255 181H256V180H254V182H255ZM239 184H240V183H239ZM245 184H246V183H245ZM250 185H251V184H250ZM240 186H241V185H240ZM256 189H257V188H256ZM259 189H260V188H259ZM259 189H258V190H259ZM260 190H261V189H260ZM261 191H262V190H261ZM239 192H242V191H239ZM257 192L259 193V191H257ZM262 192H264V190H263ZM242 193H243V192H242ZM237 194H238V193H237ZM240 194H241V193H240ZM240 194H239V195H240ZM255 194H256V193H255ZM260 194H261V193H260ZM232 195H233V194H232ZM253 195H254V194H253ZM262 195H263V194H262ZM255 196H256V195H255ZM239 197H240V196H239ZM241 197H242V196H241ZM231 198H232V197H231ZM246 198H247V197H246ZM253 198H254V197H253ZM253 198H252V199H253ZM256 198H257V197H256ZM240 199H241V198H240ZM243 199H244V198H243ZM249 200H250V199H249ZM260 200H261V198H260ZM235 201H236V200H235ZM241 201H242V200H241ZM255 201H256V200H255ZM263 201H264V200H263ZM257 202H258V201H257ZM255 203H256V202H255ZM232 218H233V217H232ZM231 222H232V221H231ZM237 226H238V225H237ZM242 230H243V229H242ZM246 231H247V230H246ZM253 231H254V230H253ZM243 233H244V232H243ZM244 235H245V234H244ZM252 236H253V235H252ZM246 237H248V236H246ZM249 237H250V236H249ZM244 238H245V236H244ZM255 239H256V238H255ZM255 239H252V240H255ZM263 239H264V238H263ZM252 240H251V241H252ZM247 242H248V241H247ZM260 245H261V244H260ZM263 245H264V244H263ZM255 253H256V252H255ZM257 253H258V252H257ZM257 255H258V254H257Z\"/></svg>",
    "mask_w": 264,
    "mask_h": 264
}]
</instances>
